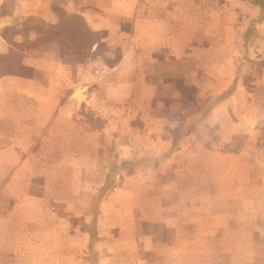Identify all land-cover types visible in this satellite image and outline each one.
<instances>
[{
  "label": "rangeland",
  "instance_id": "obj_1",
  "mask_svg": "<svg viewBox=\"0 0 264 264\" xmlns=\"http://www.w3.org/2000/svg\"><path fill=\"white\" fill-rule=\"evenodd\" d=\"M47 1L0 0V17L6 16L10 22L9 26L3 28V31L8 29L5 34L12 37L18 31V40L28 43L29 27H41L43 23L39 17H33L30 23L23 21L25 14L35 6L42 10ZM54 1L62 2L60 4L65 8L70 7L67 3L74 0ZM128 1L132 3L130 6L135 14L139 8V13L143 8L147 10L144 5L146 0ZM139 2L142 4L138 5ZM239 2L184 0L178 28L184 26L183 29L191 33L190 51L198 48L192 44V34L207 26L205 22L196 27L199 7H219L223 11V22H229V15L235 17L233 19L238 21L234 25L244 32L259 28L257 18L245 21L236 12L230 14L232 7ZM227 8L229 15L225 12ZM112 23L119 25V29L112 31L115 33L108 37L105 45H97V52L91 50L93 56H78L69 51L63 53L56 43H50L39 46V49L35 47L33 51L28 50L23 58L31 76L34 69L32 65L47 61L57 66L55 62L60 61L69 66L65 72L67 78L75 81L92 80L98 95H102L104 83L122 80H132L134 83L131 96L124 102L125 106H120L126 107L128 113L124 117L126 130L118 133L125 143L118 139L117 133L102 131L107 118L84 104L78 109L77 118L65 124L59 138L48 132L49 125L36 133L39 138L45 137L35 148L45 162L39 170L41 179L36 182L45 187L47 195L41 198L37 210L24 213L21 223L18 222L23 214L21 216L18 212L11 214V220H4L7 206L0 197V237L11 236L14 243L18 241L22 244L18 247L13 245L14 252L9 264H264V260L260 259L264 254V184L238 185L234 197L222 199L219 217L223 226L218 234L221 243L219 240L215 242L212 236L199 239L197 229L202 218L213 219L214 215H218L213 211L211 200L198 195L204 189L205 196L208 188H213L214 184L212 177L207 181L206 177L201 176L208 174L210 168L217 170L214 165H206L205 159L213 160L233 152L237 153L239 160L244 161L264 157L259 148L264 144V136L260 133L264 119L250 135H230L225 123H213L208 116L231 91L230 85L222 84L219 87L211 83L213 78L208 75L213 74L209 68L214 60L213 54L191 52V56L200 58V67L196 70L195 79L190 82L184 78V69L179 64L178 56L181 53L173 57L166 53V43L171 40L166 39L163 33L159 36L148 35V23L144 19L136 23L134 18L131 20L119 16ZM221 28L224 29V26L221 25ZM186 39L177 40V45ZM152 41H157L158 45ZM201 42L205 48L213 45V40L208 38ZM242 42L241 45L245 46L246 42ZM145 43L156 46L159 51L148 56L147 64L142 61V64L134 67L133 48ZM225 53H222L223 57ZM121 57L122 62L117 67ZM98 60L105 61L107 66L117 67L116 71L107 70L99 65ZM205 64L207 67H202ZM226 78L229 79V74ZM67 82L62 89L63 97L71 91V85ZM20 83L16 81L14 86ZM115 107L116 104L109 112L113 113L114 122L120 116H117ZM244 108L243 105L242 110ZM231 119L234 117L231 116ZM43 123L45 120L40 125ZM188 136L191 147L185 155L191 163L188 166L181 162L171 163V153L180 150L181 143ZM149 137L159 141V153L156 155L149 154L153 151L149 147L154 143L147 140ZM121 150H124L122 154L126 157L125 169L132 167V159L143 163L151 161L154 165L151 167L141 162L139 167L143 169L139 171L140 183L134 179L130 181L129 170L119 175L114 164ZM218 153L219 156L216 155ZM198 157L203 162L195 161ZM178 158L181 161L182 155L179 154ZM104 180L106 182L101 187ZM124 187L129 191L131 188L139 191L136 198L126 197L127 201L132 199L129 205H126L128 202L121 205L123 200L118 202L121 196L116 190ZM70 189L75 190V194L67 193L58 198L49 196L51 191L66 192ZM105 191L111 195L105 196ZM101 192L104 196L100 195ZM202 198H205L206 207H210L205 213L198 212L197 202ZM235 227H238V239L257 240L261 235V244L255 246V256L259 257L257 260L236 259L245 256L242 252L249 250V246L240 242L237 245L224 242L235 236Z\"/></svg>",
  "mask_w": 264,
  "mask_h": 264
},
{
  "label": "crops",
  "instance_id": "obj_2",
  "mask_svg": "<svg viewBox=\"0 0 264 264\" xmlns=\"http://www.w3.org/2000/svg\"><path fill=\"white\" fill-rule=\"evenodd\" d=\"M53 2L54 0H48L47 4L45 6L43 5L42 10H39L35 6L25 14L26 17L23 21H26L30 17H39L44 24H55L57 18L51 9ZM60 3L63 4L62 2ZM78 4L79 7L77 6ZM131 4L128 0H79V2L74 0L69 1L67 5L70 7L66 6L65 9L76 10L84 18L87 26L97 32L98 45H105L108 37L115 33L112 31L119 29V25L112 23L117 17L122 16L123 18H130L131 20L134 18L136 23L138 20L144 19L148 23L146 27V30L149 32L148 35L152 36L157 34L159 36L163 33L166 39L171 40L170 43H166L167 54L173 57L174 54L181 53V56H178L179 64L181 65V69H184V78L190 82H193L197 75L196 70L200 67V58L194 55L191 56V52L198 51V53L206 52L213 54L214 60L209 66L213 70V74L208 75L213 78L211 83L219 87L222 84L226 86L230 85L231 91L211 110L208 115L210 117L209 120L212 119L213 123H225L229 127L230 135H250L258 123L264 119V0H240L239 4H235L239 9L236 6L232 7V5L229 7H232L230 14L236 12L237 16L239 15L241 18H244L243 20L245 21H248V19H258L257 21H259L260 25H258L259 28L257 29L259 30L251 28L246 32L239 30L237 25H234L238 19L236 21L233 19L235 17L232 18L229 15V8L225 10L230 18L229 22L226 23L223 22V11L219 7H199V13L197 12V18L199 20L196 21V27L201 26L205 22L207 26L205 29H201L200 31H196L195 34H192V38H194L192 44L198 46L193 51H190L189 48V37H191V33L183 29L184 26L181 29L178 28V19H182L184 0H146L144 5L147 6V10L143 8L141 13H139V8L136 14L131 9ZM141 4V2L138 3V5ZM261 4L263 5L261 6ZM178 10H180L179 14ZM259 14H261L260 17ZM9 25L10 22L7 17L1 16L0 53H7L9 51L10 45L2 37L3 28ZM221 25L224 26V29L221 28ZM258 26L256 25L255 27ZM27 32L29 41L34 40L36 37L35 30L28 29ZM18 34L19 32L16 31L12 38L13 41L21 43L17 38ZM183 38H187L186 41L181 42V45H177ZM204 38L213 40V45L209 48L203 47L201 41ZM242 40L246 42L245 46L241 45L243 44ZM152 43L158 45L157 41H152ZM95 47L96 45L92 47L94 49L93 51H95ZM105 47L108 49L107 46ZM136 47L138 48H133L132 52L135 63L134 67L140 63L142 64V61H144L143 64H147L148 56L159 51L158 48L156 49V46H148L146 43ZM127 50L130 51V49ZM223 52H226L224 57L222 56ZM74 62L77 63L75 60ZM98 62L99 65H103L107 70L115 72V69L122 62V57L117 61V67L107 66L105 65V61L98 60ZM56 63L57 66L51 65L47 61L46 63L38 62V64L32 65L34 68L33 75L30 78H21L19 80L21 83L16 87L14 86L15 82L12 80H7L5 82L6 84H4L2 79H0V197L6 202L7 209L4 217L6 221L11 220V214L18 212L21 213V216L23 214V218L18 222L21 223L24 221V213L26 214L37 210L41 198L47 195L45 187L40 186L36 182L41 179V172L39 173V170L45 164L39 156V153L35 151L37 144L42 143L45 139L44 136L41 138L36 136L39 130L49 125L48 132L53 137L59 138L60 132L63 130L65 124H70L69 122H71L72 118L76 117L78 109L83 104L86 107L90 105L91 109H96L101 116L107 118V123H105L102 131L108 134L113 131V133L119 135L118 133L126 130L124 117L128 113H126V107L120 108V106L122 104L125 106L124 102L131 96L134 83L132 80L113 81L112 83L103 82L102 95H98L96 93L97 90L93 88L94 83L92 80L75 81L69 77L67 78L65 72L69 66H65L60 61ZM23 65H26L24 59ZM202 67L206 68L207 65L205 64ZM52 72L53 76L51 75ZM54 74H57V76H54ZM227 74H229V79L226 78ZM66 81L70 83L71 86L69 89L71 91L66 97H63L62 89ZM44 100H47V102ZM115 104L117 105L115 107L118 112L117 116L120 115L116 122H114L113 113H109L111 112L110 108ZM243 105L245 107L244 110H242ZM231 116L234 119L230 121ZM43 120H45V123L40 125ZM113 123L115 124L111 125ZM189 136L181 143L180 150L171 153V163L181 162L185 166L191 163L190 158L185 155V152L190 151L191 147V143L187 141ZM118 139L122 143H125L120 135ZM147 140L153 141L150 137ZM153 142V145L149 147V149L153 150L149 152L150 155L159 153L157 150L159 141L155 140ZM123 152L124 150H121V154L116 164H114L116 165L118 173H120L119 175L129 170L131 172L129 174L130 181L134 179L140 183L141 174H139V171L143 167H139V165H141L142 161L137 162V159H132L134 161L131 164L132 169H125L126 157L122 154ZM179 154L182 155L181 161L178 158ZM236 154L235 152L223 155L218 153L216 155L220 156L213 160L205 159L206 165H214L218 171L215 168V170L210 168L208 174L201 176L202 178L206 177L207 181L212 177L214 184L213 188H208L205 196L203 193L204 189L199 191L198 195L210 199L214 206L213 211L218 215H214L213 219H201L202 222L197 226L199 239L201 240H204L207 236H212L215 242L217 240H219V243L222 242L218 234L221 232L223 226L221 224V216L219 217V214H221L219 205L223 198L234 197L238 185L264 184V157L244 161L239 160ZM195 161L203 162L200 157L196 158ZM145 164L151 165V167L154 166L151 161L149 163H143V165ZM224 171L227 172L224 173ZM105 182L106 180L101 183V187ZM133 186H136V184ZM116 191L121 196L118 202L123 200L121 205H125L127 202L128 204L126 205H129L132 199L127 201L126 197L136 198L139 193L137 189L131 188V191H129L125 187L118 188ZM103 192L100 195H103ZM67 193L75 194V190L70 189L66 192L54 190L49 192V196L58 198ZM104 195L111 194L107 191ZM122 197L124 198L122 199ZM203 199L205 198L199 199L197 202L199 213H205L210 209V207H206L207 204ZM54 201L56 200L54 199ZM129 208L131 209V205ZM235 229V236L232 239L224 240V242L227 245H237L240 242V244L248 245L250 248L246 252H242L245 256L236 257V259L246 261L257 260L259 257L255 256V252H257L255 246L261 244V239H263L261 235L257 240L248 238L238 239V227H235ZM205 230L211 231L206 232ZM14 242L11 236H6L5 238L0 237V264H9L12 260L14 252L13 245L17 247L22 245L20 244L21 242ZM260 259L264 260V254Z\"/></svg>",
  "mask_w": 264,
  "mask_h": 264
},
{
  "label": "trees",
  "instance_id": "obj_3",
  "mask_svg": "<svg viewBox=\"0 0 264 264\" xmlns=\"http://www.w3.org/2000/svg\"><path fill=\"white\" fill-rule=\"evenodd\" d=\"M263 4H261L262 6ZM51 9L56 15L57 21L55 24H44L41 27H29L35 30L36 37L28 43H18L13 41V38L6 35L3 31L2 37L9 43V51L7 53H0V79L2 81L12 80L19 81L21 78H30L31 71L22 60L28 50L42 45L56 43L60 47L61 52L69 51L78 56L90 55L92 47L96 45L95 52L98 51V34L91 30L84 18L76 10H66L61 6L60 2L54 1ZM33 17L26 21L30 23ZM30 71V72H29ZM261 135L264 136V121L261 125ZM261 155L264 156V144H261Z\"/></svg>",
  "mask_w": 264,
  "mask_h": 264
}]
</instances>
